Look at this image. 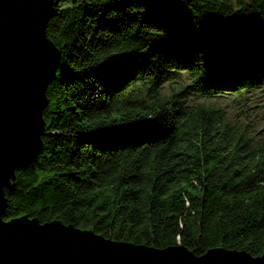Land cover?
Masks as SVG:
<instances>
[{
	"label": "trees",
	"instance_id": "1",
	"mask_svg": "<svg viewBox=\"0 0 264 264\" xmlns=\"http://www.w3.org/2000/svg\"><path fill=\"white\" fill-rule=\"evenodd\" d=\"M46 36L42 147L4 220L264 256V128L189 104L264 93V0H53Z\"/></svg>",
	"mask_w": 264,
	"mask_h": 264
},
{
	"label": "water",
	"instance_id": "2",
	"mask_svg": "<svg viewBox=\"0 0 264 264\" xmlns=\"http://www.w3.org/2000/svg\"><path fill=\"white\" fill-rule=\"evenodd\" d=\"M53 0H0V264H264V256L223 247L195 255L182 245L117 242L59 221L4 220L15 172L39 155L46 90L60 50L47 38Z\"/></svg>",
	"mask_w": 264,
	"mask_h": 264
},
{
	"label": "rangeland",
	"instance_id": "3",
	"mask_svg": "<svg viewBox=\"0 0 264 264\" xmlns=\"http://www.w3.org/2000/svg\"><path fill=\"white\" fill-rule=\"evenodd\" d=\"M209 97L207 99L190 98L189 104L195 105L198 102L205 100L208 104H214V106L219 110V106L225 110L226 114L231 118L232 122L237 120L243 123L252 124V132L256 130H261L264 128V107H253L257 102H262L264 100V93L253 91L249 94H245L240 98H235L231 95L222 94L220 97ZM237 118V119H235Z\"/></svg>",
	"mask_w": 264,
	"mask_h": 264
}]
</instances>
